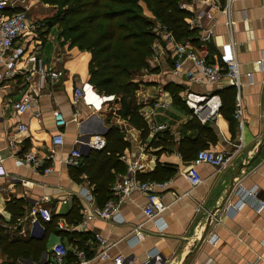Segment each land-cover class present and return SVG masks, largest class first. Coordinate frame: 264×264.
Returning <instances> with one entry per match:
<instances>
[{
    "label": "crops",
    "instance_id": "obj_1",
    "mask_svg": "<svg viewBox=\"0 0 264 264\" xmlns=\"http://www.w3.org/2000/svg\"><path fill=\"white\" fill-rule=\"evenodd\" d=\"M7 1L11 4L8 13L24 10L32 24L42 23L56 12L54 6L38 0ZM143 8L145 15L154 20L145 6ZM187 11L193 17L198 13L199 5L189 6ZM210 14L211 19L203 18L202 30L194 29L198 43L192 45L211 63L224 64L222 59L227 60L234 52L242 82L243 126L240 128L239 120L234 117L236 123L232 132L229 122L221 114L209 121L217 132V141L210 144L209 149L234 156L231 165L223 171L210 165L200 166L198 170L203 182L196 188H192L185 178L189 163L182 160L178 150L183 139H195L198 132L184 129L191 115L174 103L169 88H179L182 100L190 91L218 95L219 91L230 88L226 79L210 85L191 83L185 74L193 69L189 62L184 71L176 75L172 55L157 41L154 45L156 55L150 60L153 71H140L136 76L139 83L136 95L145 99L143 103L139 102L141 114L151 129L145 143L139 131L115 115L120 107L117 99L102 105L101 110L83 102L73 103L74 91L89 83L91 54L62 44L58 27H53L44 37L35 32L17 40L15 45L23 47L29 55L35 54L42 60L44 68L60 70L65 75L58 80L49 79L40 88V74L30 65L16 78L0 82V228H11L7 203L21 200L20 236L43 237L44 222L30 216V210L36 204L50 209L53 218L60 216L57 228L70 236L63 238L50 233L46 252L39 262L18 261L47 264L56 244L63 243L72 251L73 243L78 242L90 248L92 260L88 264H113L112 260L93 259L104 249L112 256H130L136 264L144 262L154 250L160 252L165 264H182L184 260H187L186 264H247L264 260V209L257 211L249 205L237 209L234 205L239 199L231 197L230 204L227 199L235 173L240 170L233 183L241 180L246 188H257L258 197L264 200V0H233L230 8L232 25H227L228 18L217 9L210 10ZM154 21L156 26L160 24ZM205 37H208L206 41ZM27 87L34 92L35 102L25 112L17 114L12 104L21 99ZM54 110H60L67 121L61 129L65 139L63 146L52 142L53 136L58 134ZM108 120L130 127L125 139L131 143V148L125 152L140 155L144 160L146 171L140 176L152 173L158 163L178 167L177 173L166 181L165 190H158L167 210L157 222L146 221L143 209L147 198L143 194L134 193L121 202L118 216L124 220L123 224L94 217L81 196L84 188L90 186L85 175L76 177L83 159L77 166L68 165L67 159L73 149L79 148L76 141L81 136H105L110 126ZM118 124L114 125L123 132ZM20 125H25L27 131L20 132ZM158 126L165 129L155 133ZM165 132L173 140L163 153L157 155L161 148L148 147V143ZM29 152L39 159L41 168L37 171L16 165L17 160ZM47 170L51 171L46 173ZM125 174L126 170L118 174L115 182ZM19 180L29 182V186H23ZM76 203L81 219L67 223L64 216L70 214ZM102 205L96 199L95 206L101 208ZM199 206L202 209L198 212ZM83 218L88 220L87 226H82ZM59 223L63 224V229ZM141 223H144L147 237L141 244L133 245L132 231ZM98 236L106 240L104 249L97 241ZM8 263L10 261L0 250V264Z\"/></svg>",
    "mask_w": 264,
    "mask_h": 264
},
{
    "label": "trees",
    "instance_id": "obj_2",
    "mask_svg": "<svg viewBox=\"0 0 264 264\" xmlns=\"http://www.w3.org/2000/svg\"><path fill=\"white\" fill-rule=\"evenodd\" d=\"M39 1L53 5L56 12L43 21L37 33L44 37L53 27H58L62 44H69L72 48L91 54L89 83L99 95L115 96L120 105L115 115L139 131L142 142L146 143L151 129L141 114L142 106L136 101L139 89L136 76L140 71H153L150 60L154 56V45L158 41L154 20L167 27L177 41L198 43L197 31L191 29L187 23L192 14L180 7L185 0ZM143 6L152 14L154 20L144 14ZM169 92L173 95L174 103L191 115V119L184 124V129L198 132L195 139L186 138L179 144V155L184 162L190 163L200 150L209 149L210 144L216 143L217 132L209 122L202 124L185 105L179 97V88H169ZM218 95L222 101L219 114L229 122L230 129L234 132L236 89L226 88L219 91ZM108 123L110 126L105 134L104 149L90 150L83 157V163L76 172V177L85 175L86 181L93 187V193L102 206L112 198L111 188L116 176L126 170L121 156L131 148L125 134L110 123V120ZM172 140L169 133L165 132L163 135L153 137L148 147L161 148L157 152V155H160ZM177 171L178 167L175 165L158 163L152 173L142 175L140 179L166 182ZM7 211L11 214L9 223L11 228H0V250L10 261L8 264H15L18 260L39 262L46 252L50 233H56L63 238L70 237L68 233L57 228L60 216L43 224L45 228L43 237H22L19 235L22 229L20 222L23 216L22 201L11 200L7 203ZM64 217L70 224L81 219L77 203L70 214ZM75 249L84 250L87 256L91 257L89 246L82 242L73 243L72 251L69 250L67 256L70 264L78 263L74 255Z\"/></svg>",
    "mask_w": 264,
    "mask_h": 264
},
{
    "label": "built area",
    "instance_id": "obj_3",
    "mask_svg": "<svg viewBox=\"0 0 264 264\" xmlns=\"http://www.w3.org/2000/svg\"><path fill=\"white\" fill-rule=\"evenodd\" d=\"M233 0H225L223 3L220 0H185L181 4V9L187 10L189 6L199 5L198 13L187 19L191 29L202 30L203 18L211 19L210 10L217 9L223 13L227 18V25H232L230 18V8ZM11 6L7 0H0V82L5 80H12L16 78L20 72H26L27 67H33L40 74V88L50 79L58 80L65 75L63 71H56L52 68H44L42 60L37 59L35 54L29 55L23 47L16 46L19 38L33 34L38 31L40 26L29 22L26 11H19L16 13H8V8ZM155 33L158 41L164 44V49L172 55L174 59V66L176 75L184 71V66L187 62L193 65V69L186 71V77L191 83L210 85L216 84L221 80L226 79L228 85L235 88L237 91L234 117L239 120V127L243 126V105L240 96L242 88L241 75L236 56L232 51L230 58L222 59L224 64L210 63L204 56H201L190 42H179L176 40L173 33L165 26L159 24L155 27ZM208 37L204 38L206 41ZM154 55L156 53L154 52ZM155 57V56H154ZM22 64L23 67H18ZM36 66H38L36 68ZM39 90V89H38ZM73 103H85L89 107L101 110L102 105L113 103L116 101L114 95L104 96L99 95L90 83L83 84L80 88L74 91ZM34 92L27 87L24 89L21 99L12 104L14 111L17 114H22L29 109L33 102H35ZM185 105L192 111V113L206 124L209 121H214L219 115L222 107V101L219 95H201L192 91L187 92L183 98ZM54 125L58 130V134L53 136L52 142L56 146H63L65 144L64 134L61 132L67 121L60 110H54ZM165 129L164 126H158L154 132L159 133ZM20 132H26L25 125L19 126ZM77 149H73L67 159V164L70 166L80 165L83 157L90 151H101L106 145L105 136H81L76 141ZM233 153L216 152L210 149L200 150L195 158L189 163L188 169L185 172V178L190 183L192 188H196L202 184L203 179L198 168L202 165H210L218 171L226 170L232 163ZM122 162L126 166V174L119 177L112 185V198L108 200L101 208L95 206L96 197L93 193V187L86 186L82 197L89 204V209L94 217L104 221H112L123 224L124 220L118 216V210L123 200L128 199L134 193H140L146 196L147 205L143 209L147 222H157L159 217L167 210V206L163 201V197L158 190H165L166 182L143 181L140 179V174L146 171V164L142 157L134 153L124 152L121 156ZM17 166H26L37 171L41 168L40 162L36 154L29 152L22 158L17 160ZM51 170H47L49 173ZM23 186H29V182L19 180ZM235 196L239 199V203L234 205L237 209L243 208L245 205L254 207L257 211L264 209V200L258 197L257 188H246L241 180L235 181L230 194L227 196L228 204H230L231 197ZM202 206L197 208L199 212ZM30 216L35 220H41L44 223L53 220V213L50 209L42 207L38 204L30 210ZM87 219L83 218L82 226H87ZM59 227L63 229V224L59 223ZM147 237L144 231V223L138 224L132 231L133 245L141 244ZM98 243L104 249L106 240L99 237ZM212 242V240H211ZM68 248L63 244H56L52 251L51 257L47 260V264H69ZM74 255L77 258V264H88L92 258L87 256V252L81 249H75ZM95 256V255H94ZM100 260H112L113 264H136L130 256L119 254L112 256L108 249L100 251L95 258ZM15 264H33L30 262L18 261ZM141 264H165L159 251L154 250L149 252L144 262ZM247 264H264V260L260 262H248Z\"/></svg>",
    "mask_w": 264,
    "mask_h": 264
},
{
    "label": "rangeland",
    "instance_id": "obj_4",
    "mask_svg": "<svg viewBox=\"0 0 264 264\" xmlns=\"http://www.w3.org/2000/svg\"><path fill=\"white\" fill-rule=\"evenodd\" d=\"M39 1V0H38ZM41 2V1H40ZM43 3V2H42ZM53 6V5H52ZM145 14V13H144ZM44 21V20H43ZM43 23V22H42ZM42 23H37L39 26H41V24ZM155 27H157L156 26V24H155ZM40 31H43V29H40ZM145 81V80H144ZM144 100L145 99H143V97H142V95L141 96H138V95H136V101H137V103L139 104V102H144ZM114 124H118V123H116V121L115 122H113ZM121 124H123V125H121ZM121 124H118L119 126H121L123 129V132H124V134H127V131L128 130H130V127L126 124L125 125V123H121Z\"/></svg>",
    "mask_w": 264,
    "mask_h": 264
},
{
    "label": "water",
    "instance_id": "obj_5",
    "mask_svg": "<svg viewBox=\"0 0 264 264\" xmlns=\"http://www.w3.org/2000/svg\"><path fill=\"white\" fill-rule=\"evenodd\" d=\"M264 139V136H263V138H262V140ZM240 173V170H238L236 173H235V176H234V180L236 179V177L238 176V174ZM233 180V181H234ZM233 181H232V183H231V185H230V191H231V189L233 188ZM224 203L225 202H223L221 205H220V207H219V209H221L222 207H223V205H224ZM186 262H187V260H184L183 262H182V264H186Z\"/></svg>",
    "mask_w": 264,
    "mask_h": 264
}]
</instances>
